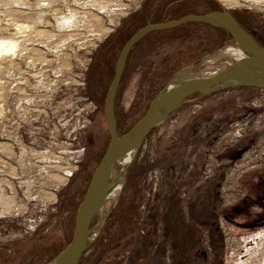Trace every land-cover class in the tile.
Listing matches in <instances>:
<instances>
[{"label":"rangeland","instance_id":"obj_1","mask_svg":"<svg viewBox=\"0 0 264 264\" xmlns=\"http://www.w3.org/2000/svg\"><path fill=\"white\" fill-rule=\"evenodd\" d=\"M224 2L0 0V38L17 41L14 52L0 57V264H48L71 240L77 208L110 143L104 104L118 57L143 24L222 9L241 15L264 47V0ZM218 33L209 25L187 23L139 43L116 96L120 134L146 113L173 76L209 74L237 59L227 55L237 44L216 39ZM237 90L233 104L237 99L240 111L242 104L251 111L240 120L245 125L234 128L239 138L258 131L255 142L230 152L236 134L218 132L194 184L185 186L174 170L185 168L200 150L181 132L179 110L171 114L145 138L119 197L109 198L95 217L80 264H193L189 249L199 239L209 254L206 264H264V223L238 225L220 214L227 167L202 178L205 165L214 162L211 154L226 159L229 151L239 162L257 146L262 161L253 153L237 163V170L244 168L237 184L252 169L259 172L245 183H264V90ZM197 103L187 104L191 112ZM154 168L162 170L157 186L150 178ZM120 169L116 166L113 176ZM218 174V198L214 193L205 199L208 193L197 182ZM256 193L254 187L250 195ZM220 222L236 235V250L226 247ZM167 246L173 249L170 256Z\"/></svg>","mask_w":264,"mask_h":264},{"label":"water","instance_id":"obj_2","mask_svg":"<svg viewBox=\"0 0 264 264\" xmlns=\"http://www.w3.org/2000/svg\"><path fill=\"white\" fill-rule=\"evenodd\" d=\"M187 23L206 24L226 30L245 56L237 58L212 73L196 76H173L151 101L146 113L125 133L118 132L115 101L127 59L132 48L147 35L178 28ZM254 87L264 90V47L244 29L228 11L214 10L188 14L165 22L149 23L138 29L123 46L108 89L104 115L110 134L106 153L96 167L85 195L76 211L70 242L48 264H79L88 249L92 224L119 183L124 184L129 168L147 135L180 109L194 95ZM116 166L120 172L113 176Z\"/></svg>","mask_w":264,"mask_h":264},{"label":"crops","instance_id":"obj_3","mask_svg":"<svg viewBox=\"0 0 264 264\" xmlns=\"http://www.w3.org/2000/svg\"><path fill=\"white\" fill-rule=\"evenodd\" d=\"M237 91L239 92L240 90L229 89L210 95H198L200 96V99H195L194 97H191L192 100L191 98H189L180 107L178 116L179 127L181 129V132L186 138L192 137L195 141L197 148H199L200 150L196 156L194 155L193 159L191 158V161H186L188 164L185 168H175L174 170L176 171V173L178 171V174L182 175L181 181H183V185L187 186V184H194L197 176L200 174V170L204 164L206 154L209 148L212 146L216 134L218 132L222 130L233 129L232 133L238 136V131L234 127L236 123L240 122V120L244 116L249 114L251 110L249 109L250 107L248 106V104H242V111H240L239 101L237 99L236 102H238V104H236V106L233 104L234 102H232V99L234 98V95H237ZM194 101L200 102V104L202 105V108L200 109L198 115H193L190 111L189 106L187 105L188 103ZM257 133L258 131L255 132V130H253V132L248 135L249 143L247 142L248 136L244 138H239L238 136L237 139L234 141L235 144L229 147L230 152L233 149H238V147L244 148L246 146H249V144H253L256 140ZM254 148L258 147L253 146V149ZM171 156L172 155L170 154V157L168 158H171ZM187 156L188 155H186V157ZM258 157L262 161V155L260 154L258 155ZM225 158L227 160L229 159L230 161H235L238 160L237 158L239 157L234 158L233 155H230L228 151L225 154ZM254 170L255 169L250 170L246 175L243 176V178L237 184V188L244 193V196L231 204L225 205L220 210V214L222 217L231 219L233 223H237L238 225L252 227L264 223V191L261 192L264 189V183L262 184L259 180L253 181V179L248 182L246 181V183L244 181L246 177L247 180L249 179L250 175L254 176L258 174L259 171ZM219 176L220 174H218L210 182H197V184L199 185L197 187L200 188L199 190H206V192L208 193L207 197L205 196V199L211 198L214 193H216V197L218 198L219 193L216 187L218 186L217 177ZM254 187L257 189V193L254 195H250V192H253ZM153 207H155L154 204ZM170 215L168 217V224H170L171 221ZM173 215L175 216L176 212H174Z\"/></svg>","mask_w":264,"mask_h":264},{"label":"built area","instance_id":"obj_4","mask_svg":"<svg viewBox=\"0 0 264 264\" xmlns=\"http://www.w3.org/2000/svg\"><path fill=\"white\" fill-rule=\"evenodd\" d=\"M225 3L226 2H224L223 4L226 5L227 3L226 4ZM261 101L264 102V96L261 97ZM201 108H202V105L200 103H197L194 107H192V113L193 114L197 113ZM244 125L245 124L238 122V123H236L235 127H242ZM174 127H175V124H174ZM237 130H238V128H237ZM231 133H232V130L229 129L224 136L230 135ZM239 135L240 134H238V136ZM238 136H236L234 139H231V141L234 142ZM143 145H144V142H143L142 146ZM218 145H216V147H218ZM139 152H140V150H139ZM253 153H254L255 157L260 155V154L261 155L263 154L260 152V150L258 148H254L252 153L246 151L245 154L243 155V158H241L239 160L241 162H242V160H248L253 155ZM211 155H212L211 160L214 162L209 161V163L205 165V168H204L203 174H202V178L208 180L211 177H213V175L215 174V172L219 168H221V167L223 168L224 166H226L227 169H226V172L224 174L225 181H224V183L221 184V187H220V194L222 196L223 202L225 205H227V204H231V203L239 200L240 198H242L244 196V193L237 188V180H238L237 178L239 177V174L242 175L241 173L244 172V170H243L244 168H241V169L239 168V170H237V166L239 165L237 163H239L240 161L239 162H236V161L232 162V161H229L227 159H219L218 157H216L215 154H211ZM148 158L151 159L152 162L154 163L153 154L150 155V157L148 155ZM239 167H241V165ZM252 167H254V165ZM160 171H162L160 168L159 169L154 168L150 172L151 181L153 179L155 181L154 183L156 186H157V181L159 179ZM220 228H221V230L224 234V237H225L226 247L228 244V248L230 245L231 249L233 251L236 250V247L234 246L236 244V241H237L236 235L234 233H231L230 230L227 229V227L225 226V224L223 222H220Z\"/></svg>","mask_w":264,"mask_h":264},{"label":"flooded vegetation","instance_id":"obj_5","mask_svg":"<svg viewBox=\"0 0 264 264\" xmlns=\"http://www.w3.org/2000/svg\"><path fill=\"white\" fill-rule=\"evenodd\" d=\"M216 10H219V9H216ZM229 12V11H228ZM232 14V16L238 21V23L244 28L246 29L251 35H253V37L258 41V38L257 36L253 33V31H251L247 25L245 24V21L244 19L242 18L241 15L237 14V13H233V12H230ZM206 25V24H204ZM211 26V25H209ZM214 27L216 30H218V35H217V38H228V40H233L232 36L224 29L220 28V27H216V26H212ZM149 35H147L146 37H148ZM146 37H144L143 39H145ZM142 39V40H143ZM141 40V41H142ZM139 41L133 48L132 50L130 51L129 53V56H128V59L130 57V55L132 54L133 50L135 48L138 47L139 43L141 42ZM260 43V41H258ZM261 44V43H260ZM262 45V44H261ZM127 59V61H128ZM126 68V67H125ZM125 71V70H124ZM124 74V73H123ZM119 90V89H118ZM195 96V95H194ZM191 98V97H190ZM116 102V101H115ZM184 104V103H183ZM117 118V116H116ZM117 126H118V121H117ZM119 132V131H118ZM120 133V132H119ZM110 217V215L108 216V218ZM107 218V220H108ZM186 248V246L184 247ZM188 248V247H187ZM210 248V247H209ZM167 249V250H166ZM178 249V247H177ZM194 250V253H193V256H192V260H194V263L193 264H206L209 260V254L208 252L204 249L203 246H201V243H200V239L198 241H196L195 243V246L194 247H190L189 250ZM165 250L167 251V255L170 256V253L173 251V249L170 247V246H167L165 248ZM211 264V263H210Z\"/></svg>","mask_w":264,"mask_h":264},{"label":"bare ground","instance_id":"obj_6","mask_svg":"<svg viewBox=\"0 0 264 264\" xmlns=\"http://www.w3.org/2000/svg\"><path fill=\"white\" fill-rule=\"evenodd\" d=\"M225 1H226V3L228 2L227 4H231L229 1H232V0H225ZM237 4H239V3H237ZM16 48H17V41L16 40H13L12 38H7V37L6 38H0V57L4 54L14 52ZM228 48H230V47H228ZM227 55H231V56H235L237 58H241V57L245 56V52L239 48L237 49V47H236V48H230L227 52ZM216 56L218 58V55H216ZM122 188H123L122 183H119L118 185H116V187L110 192L109 198L115 197L117 199L120 195V191L122 190ZM259 236H261V234H259ZM258 240H260V239H258Z\"/></svg>","mask_w":264,"mask_h":264},{"label":"trees","instance_id":"obj_7","mask_svg":"<svg viewBox=\"0 0 264 264\" xmlns=\"http://www.w3.org/2000/svg\"><path fill=\"white\" fill-rule=\"evenodd\" d=\"M221 10H222V9H221ZM212 11H214V10H212ZM222 11H224V10H222ZM145 25H147V24H143L140 28H142V27L145 26ZM140 28H139V29H140ZM137 30H138V29H137ZM137 30H136V31H137ZM136 31H135V32H136ZM135 32H134V33H135ZM134 33H133V34H134ZM133 34H132V35H133ZM126 42H127V41H126ZM126 42H125V43H126ZM197 95H199V94H197ZM130 169H131V168H130ZM128 174H129V172H128ZM128 174H127V175H128ZM139 174H140V173H139ZM139 174L137 173V175H139ZM69 242H70V241H69ZM69 242H68V243H69ZM89 242H90V241H89ZM87 250H88V249H87ZM61 251H62V250H61ZM61 251L57 252L54 256H52V257L50 258V260H51L52 258H54L55 256H57ZM81 260H82V259H81ZM79 264H80V263H79Z\"/></svg>","mask_w":264,"mask_h":264}]
</instances>
